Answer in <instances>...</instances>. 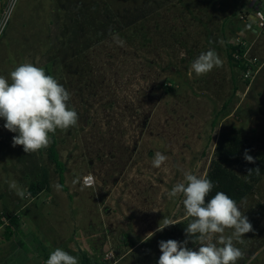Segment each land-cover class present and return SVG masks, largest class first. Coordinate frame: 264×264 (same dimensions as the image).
<instances>
[{"label":"rangeland","instance_id":"374dc122","mask_svg":"<svg viewBox=\"0 0 264 264\" xmlns=\"http://www.w3.org/2000/svg\"><path fill=\"white\" fill-rule=\"evenodd\" d=\"M256 6L264 12V0H0V75L10 80L22 63L44 68L71 93L69 106L79 115L77 126L51 135L67 191L48 159L52 143L28 154L29 182L45 169L55 207L46 208V195L29 208L12 207L20 225L0 221V264H45L58 247L82 264L73 236L83 228L108 236L114 258L104 254L99 264H157L171 228L158 232L159 223L189 220L183 196L168 195L184 172L207 177L219 159L242 178L238 159L227 153L232 139L231 149L264 158V29L247 21ZM231 44L258 59L252 83L229 61ZM209 49L222 66L198 77L191 63ZM13 149L0 169V189L7 190L0 214L23 183L11 170L20 155ZM156 152L168 157L160 168L152 166ZM88 175L96 181L86 188ZM21 191V202L31 199ZM238 205L253 231L243 243L234 240L245 253L237 264H264V175ZM11 231L18 238H9Z\"/></svg>","mask_w":264,"mask_h":264},{"label":"clouds","instance_id":"9594fccd","mask_svg":"<svg viewBox=\"0 0 264 264\" xmlns=\"http://www.w3.org/2000/svg\"><path fill=\"white\" fill-rule=\"evenodd\" d=\"M120 46H124V41H120ZM222 63L217 52L209 49L191 63V71L198 77L204 76ZM9 76L10 80L0 75V118L5 121V129L16 133L12 137L13 147L22 146L26 154L35 153L50 146L51 135L57 130L67 131L77 126L79 115L68 103L71 93L44 68L22 63ZM167 159L166 155L156 152L152 166L160 168ZM244 159L255 163L247 150ZM256 170L258 172L259 168ZM93 182L91 175L84 179L85 186H91ZM11 187L15 188V183ZM214 187L206 176L191 172H184L183 181L172 187L169 197L182 195L185 215L190 218L185 228L188 239L183 242L174 239L160 241L161 255L157 264H237L244 258L245 253L235 246L234 240L243 243L242 238L253 231V225L236 200L225 192L217 191L209 199ZM17 194L23 197L24 192ZM175 224L164 218L156 231ZM226 230H231V234L225 235ZM153 235L151 233L148 239ZM214 237H217L215 243L212 242ZM189 240L194 244L198 242V250L187 246ZM45 264H79V260L58 247L49 254Z\"/></svg>","mask_w":264,"mask_h":264},{"label":"trees","instance_id":"16d2710c","mask_svg":"<svg viewBox=\"0 0 264 264\" xmlns=\"http://www.w3.org/2000/svg\"><path fill=\"white\" fill-rule=\"evenodd\" d=\"M249 18V15H247ZM249 24H254L252 20L248 19ZM230 54H229V61L234 64L236 67H239V69H242L243 71L246 69V66L244 65L243 60H238L235 58L234 54L237 52H241V49L237 45H229ZM49 74V73H47ZM50 75V74H49ZM233 142V139L229 142L230 149L227 152L230 154L231 157H236L243 169V177H239L234 171L229 169L225 166V164L219 160L215 159L211 162L209 171L207 174V178L210 179L215 187L213 188L212 192L209 194V199L211 196L215 195L217 191H223L226 194H228L231 198L236 200L237 204H239L246 196L252 192L255 184L259 181V179L264 175V158L255 159V163H248L242 153L238 149H231V144ZM57 142L56 140H53L49 150H48V159L49 161L54 165L56 174L58 175L59 183L63 191H67V187L65 186V172L66 167L65 163L60 159L59 153L56 149ZM256 168H259V171L257 172ZM252 169L250 173L248 171ZM49 184H50V177L48 172L44 169L41 174V179L36 180L29 184L28 191L30 193L31 198H37L40 193H42L45 190H49ZM5 216L8 219V222L12 228L15 230H18L19 228V218L14 215L10 210L5 208L3 212L0 214V221L1 217ZM190 222L187 220L186 222H177L175 225H172L167 238L165 241L169 239H174L180 242L185 241L188 239L185 235V228ZM14 233L11 231L8 233V237L10 238L13 236ZM189 243H192L191 240H189ZM193 244V243H192ZM161 255V252H160ZM159 255V256H160ZM82 264H99V258L95 256H91L89 254H84L82 257Z\"/></svg>","mask_w":264,"mask_h":264},{"label":"crops","instance_id":"0c3cea01","mask_svg":"<svg viewBox=\"0 0 264 264\" xmlns=\"http://www.w3.org/2000/svg\"><path fill=\"white\" fill-rule=\"evenodd\" d=\"M251 15L252 14H250L249 16H251ZM251 31L255 35H259L260 34L259 31L255 27H253ZM4 123H5V121L3 119H0V161H1L0 169L1 170L6 169L7 165L9 164L8 155L10 153L7 154L6 151H11L12 153L14 151L13 146H12V137H13V135H11L12 133L9 132L7 129H5L3 127ZM19 149H20V155L18 156V160L17 161L12 160L14 163L12 164L11 170L18 171L19 175L21 176V180H22L23 183L21 185H19L16 189L12 190V192L10 191L11 193H9L10 196L8 198L9 199L8 206H10L11 208L9 207L10 208L9 209L7 207L8 210H10L13 213L16 212V210L12 209V207L13 206L15 207L16 204L22 205L21 206V210H23L26 207L29 208L30 207L29 205H32V203L34 201H38L42 195H46L45 196L46 197L45 198L46 199L45 202H47L46 203V206H47L46 208L47 209L51 208L53 210V207H55L53 200H55L56 197L54 198V196L53 197L49 196L50 195V190H51L50 184H49V190L43 191L42 193H40V195L37 198H31L30 200H26V202H21V201H24V198L21 197L20 195H18L17 193L21 192L22 189H26V188L28 189L29 184H30V182H29L30 174L29 173H30V169L34 168V165L31 164V162H30L31 159L28 156V154L24 153L23 147L19 146ZM2 182H3V179H2V177H0V183H2ZM82 190L84 192L86 191L85 188H83ZM6 191H7L6 189H2L1 188L0 189V196L3 195V197H4ZM68 205H67V207H68ZM35 208L38 209L37 206H35ZM46 208H44V212H45ZM51 209H50V211H51ZM17 211H19V210H17ZM14 214H17V213H14ZM84 221L85 220H83L82 222H84ZM83 225L88 226V220H86ZM22 232H23V229H22ZM18 233H19V231H18ZM18 233L14 234L13 238H18V236H19ZM51 235L52 234H49V237ZM57 237H60L58 233H57L56 238ZM73 237H74V240L77 242V244L78 245L80 244L79 247H81L83 249V250L82 249L79 250V253H80L81 256H83V253H84V254H89L91 256H95L97 258H101L102 255H104L105 253H107L110 250V244L108 242V236L107 235L96 234V233L90 231L89 229L85 230L83 228L81 230V232L77 233V235L74 233ZM56 238H55V240H56ZM50 239L53 240L52 237ZM60 239H61V237H60ZM18 243H20V241ZM80 264H81V262H80Z\"/></svg>","mask_w":264,"mask_h":264},{"label":"built area","instance_id":"2783aa9c","mask_svg":"<svg viewBox=\"0 0 264 264\" xmlns=\"http://www.w3.org/2000/svg\"><path fill=\"white\" fill-rule=\"evenodd\" d=\"M241 19L244 20L245 19L244 16H241ZM248 19L252 20L254 22V24H257L258 27H260V29H264V12L260 9V7L256 6V9L252 13V15L249 16ZM248 19H247V21H248ZM234 56L238 60L244 61V65L246 66V69L243 72L244 77L249 83H252L253 80L255 79V76L258 74V72L260 70V68L257 66L258 59L257 58H254V59L247 58L246 54H243L240 51L235 53ZM88 176H86V177H88ZM91 176L94 178V182L91 185V186H93L95 184L96 180H95V177L93 175H91ZM86 177H84V179ZM84 179H83V186H85L84 185ZM91 186H85V187H91ZM1 220L4 222L8 221V219L4 215L1 217ZM105 258H106V260H112L114 258V255H113L111 250H109L107 253H105Z\"/></svg>","mask_w":264,"mask_h":264}]
</instances>
